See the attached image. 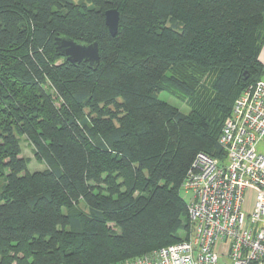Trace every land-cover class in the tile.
<instances>
[{
    "label": "trees",
    "instance_id": "16d2710c",
    "mask_svg": "<svg viewBox=\"0 0 264 264\" xmlns=\"http://www.w3.org/2000/svg\"><path fill=\"white\" fill-rule=\"evenodd\" d=\"M88 3L0 0V264H116L188 240L189 170L199 153L226 163L225 122L264 76V0ZM60 36L97 42L98 68L60 57ZM173 90L188 113L159 99Z\"/></svg>",
    "mask_w": 264,
    "mask_h": 264
},
{
    "label": "built area",
    "instance_id": "2783aa9c",
    "mask_svg": "<svg viewBox=\"0 0 264 264\" xmlns=\"http://www.w3.org/2000/svg\"><path fill=\"white\" fill-rule=\"evenodd\" d=\"M264 76L237 98L220 143L226 163L199 153L184 184L188 240L116 264H264Z\"/></svg>",
    "mask_w": 264,
    "mask_h": 264
},
{
    "label": "water",
    "instance_id": "95a60500",
    "mask_svg": "<svg viewBox=\"0 0 264 264\" xmlns=\"http://www.w3.org/2000/svg\"><path fill=\"white\" fill-rule=\"evenodd\" d=\"M120 21L119 11L116 9L105 12V22L111 36L118 33ZM57 54L71 64L87 63L89 68L96 70L100 64V52L97 42L83 44L68 37H56L54 40Z\"/></svg>",
    "mask_w": 264,
    "mask_h": 264
},
{
    "label": "rangeland",
    "instance_id": "374dc122",
    "mask_svg": "<svg viewBox=\"0 0 264 264\" xmlns=\"http://www.w3.org/2000/svg\"><path fill=\"white\" fill-rule=\"evenodd\" d=\"M75 2H82L83 5L90 6L88 3L90 2V0H75ZM184 97L185 96H183V94L178 90L164 91L159 94V99L164 100L173 106H176L183 113H188L190 111V108L187 105L186 100H183ZM257 151L261 154H264V140L259 142ZM23 156L31 159L29 167L32 171H39L45 168L44 165H41L35 161L30 150H24ZM181 196L185 199V201H188L190 199V196L186 194L184 190L181 191Z\"/></svg>",
    "mask_w": 264,
    "mask_h": 264
},
{
    "label": "crops",
    "instance_id": "0c3cea01",
    "mask_svg": "<svg viewBox=\"0 0 264 264\" xmlns=\"http://www.w3.org/2000/svg\"><path fill=\"white\" fill-rule=\"evenodd\" d=\"M259 60H260V62L263 64V66H264V45H263V47H262V49H261V52H260V55H259ZM264 140V139H263Z\"/></svg>",
    "mask_w": 264,
    "mask_h": 264
}]
</instances>
